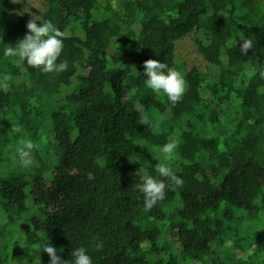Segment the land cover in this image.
I'll return each instance as SVG.
<instances>
[{"label":"trees","instance_id":"1","mask_svg":"<svg viewBox=\"0 0 264 264\" xmlns=\"http://www.w3.org/2000/svg\"><path fill=\"white\" fill-rule=\"evenodd\" d=\"M46 1L37 23L62 33L59 73L3 56L32 18L0 0L1 174L19 164L22 142L34 145L30 174L0 175V225L30 201L35 233L64 260L84 246L92 264H222L219 252L253 248V234L225 222L264 211V0ZM190 35L208 72L177 58L176 42ZM241 35L252 42L246 54ZM147 59L184 77L175 104L144 85ZM173 140L166 158L159 149ZM161 164L182 184L165 181V198L145 211L135 185ZM260 257L252 250L240 264Z\"/></svg>","mask_w":264,"mask_h":264},{"label":"clouds","instance_id":"2","mask_svg":"<svg viewBox=\"0 0 264 264\" xmlns=\"http://www.w3.org/2000/svg\"><path fill=\"white\" fill-rule=\"evenodd\" d=\"M38 20L40 21L39 15L27 22L26 28L28 31L25 36L14 45L5 47L2 50L3 56L18 57L20 60L25 61L27 65L39 68L44 73H59L66 70V61L60 60V62H57L63 48L62 33L50 21L38 24ZM239 37L241 41L240 52L246 54L249 49H252V42L243 35ZM136 72L140 75L137 70ZM143 73L146 76L143 82L148 89L157 94L163 93L173 104L182 98L186 81L177 70L167 67L165 63L159 60L147 59L143 62ZM259 75L264 78V71H261ZM3 87L6 90V85ZM15 130L20 131L19 126H16ZM33 148L34 145L29 140L22 142V145L16 149L21 167L28 168L33 165ZM176 148L177 142L173 140L162 145L159 151L167 158L174 154ZM156 172L158 173L156 178L146 174L141 176L140 172L142 182L135 185L136 189L143 195V209L145 211H150L158 201L165 198V181L168 185L182 184L181 178L176 175L171 167L161 164L157 166ZM39 250H43L48 254L49 264H92L86 248L82 245L71 250L70 260L61 259L56 254L57 250L47 242H41Z\"/></svg>","mask_w":264,"mask_h":264},{"label":"rangeland","instance_id":"3","mask_svg":"<svg viewBox=\"0 0 264 264\" xmlns=\"http://www.w3.org/2000/svg\"><path fill=\"white\" fill-rule=\"evenodd\" d=\"M9 3L13 12L19 13L27 18L41 15L48 8L46 0H9ZM195 38L194 35H190L176 42L177 58L188 67L197 64L203 72H208L209 65L199 53L197 45L195 44ZM29 170L31 169L23 168L17 163L10 165L5 174H1L0 172V175L1 177L14 173L28 175L30 174ZM29 202L30 201H28L30 210L22 214L20 219L9 224L5 223L0 225V243L5 245L6 252L4 256H7L8 264H35V261L40 263L41 253L43 252V250H39L41 242H47L51 245L49 240L35 233L31 219L36 211V207ZM1 216L4 218L3 215ZM2 218L0 217V220H2ZM225 226L232 234H237L240 230L244 232L245 235L253 234L255 244L253 248H248L246 252H243L240 256L232 255L231 250L219 252L221 258L218 260H220L222 264H240L243 259L249 256L252 250H258V253H261L260 264H264V211L250 220H240L235 216L233 220L225 222ZM261 239H263V242L259 243ZM228 244L232 252L241 250V248L234 243ZM214 260L215 256L212 258L210 257V259L207 258V256L204 257L205 264H212Z\"/></svg>","mask_w":264,"mask_h":264}]
</instances>
